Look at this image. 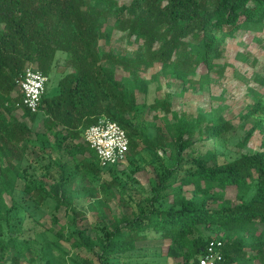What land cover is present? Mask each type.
<instances>
[{"label": "trees", "instance_id": "trees-1", "mask_svg": "<svg viewBox=\"0 0 264 264\" xmlns=\"http://www.w3.org/2000/svg\"><path fill=\"white\" fill-rule=\"evenodd\" d=\"M263 30L264 0H0V189L6 193L0 199V262L22 264L31 252L14 224L19 208L14 193L19 189L38 207L54 202V218L65 208V229L74 228L73 245L90 251L77 264H112L115 256L134 252L138 243L151 238L166 241L181 264H198L212 239L201 226L232 232L220 237L226 264H264V240L241 229L243 224L264 227V149L227 163L213 153L191 164L184 160L196 143L246 129L249 123L253 126L240 147L256 132L264 134V94L249 88L254 103L240 114L239 126L222 114L175 111L170 93L161 106L145 101L149 86L160 78L182 83V92H208L227 41ZM117 32L129 46H140L116 53L112 43ZM239 60L255 69L254 81L264 87V66L258 68V59L242 53ZM31 66L49 80L59 77L58 93H46L38 113L21 106L16 83ZM199 67L206 72L195 79ZM228 67L225 63L220 71ZM152 70L157 71L148 78ZM20 109L26 119L16 115ZM147 110H160L155 119L162 126L153 138L145 131ZM102 117L126 132L130 152L125 163L141 149L168 157L167 166L156 172L152 192L143 198L118 181L120 166L101 169L85 142V131ZM103 173L110 179L101 194L116 189L122 210L130 212L103 228L96 245L78 228L85 215L63 188L78 175L94 182ZM229 187L238 190L235 199L215 196L216 190ZM167 202L171 205L165 206ZM49 249L48 244L42 251Z\"/></svg>", "mask_w": 264, "mask_h": 264}, {"label": "rangeland", "instance_id": "rangeland-1", "mask_svg": "<svg viewBox=\"0 0 264 264\" xmlns=\"http://www.w3.org/2000/svg\"><path fill=\"white\" fill-rule=\"evenodd\" d=\"M116 1L119 4H128L132 0ZM94 3L99 4L98 1ZM138 46L140 44L135 42L129 46L119 32L115 34L112 43V47L118 54H121L125 49L132 52ZM242 53H251L257 58L259 61L258 68L264 66V30L260 33L250 32L227 41L222 58L215 61L208 92L197 94L190 91L182 92V83L177 82L172 77L160 78L156 83L149 86L145 101L149 105L157 102L161 106L165 95L170 93L173 95V110L175 111L189 114L207 111L211 116L222 114L235 126H239L242 122L240 114L248 110L254 103L253 97L248 94L249 88H254L264 94V87L254 81L255 69L239 60V55ZM225 63L229 67L225 72H222L220 69ZM156 71L152 70L147 74V77L150 78ZM205 72V67H199L192 76L199 79ZM124 75L121 74L119 77H124ZM58 80L59 77H56L47 83L46 93L48 96L58 93ZM138 97L143 102V95H138ZM156 114L160 116V110L155 112L147 110L146 112L145 131L151 138L155 136L157 128L162 126V122L155 119ZM16 115L25 118L21 109L17 111ZM252 126L253 124L249 123L246 129L238 127L216 140L196 143L184 154L185 164H191L209 153L216 154L220 163H227L242 154L263 150L264 134L261 132H256L244 147L239 146V143L246 136V131ZM167 164L168 157L163 152L158 155L147 149H141L131 162L124 163L119 167L120 174H118L117 179L121 184L137 193V198H143L147 191L152 192L151 186L156 180V172L163 170ZM52 173L56 179L59 178L58 170ZM107 179H110V175L105 173L94 182L78 175L72 179L73 182L69 186L63 188V194L69 197L77 210L82 211L85 215L79 219L78 228L85 230L93 238L96 245L102 237L103 228L114 222L119 214L130 212L127 209L122 210L119 205L121 198L116 189L105 195L101 194L99 189ZM47 183L50 184V182ZM237 192L235 187H229L224 190H216L214 194L221 198L235 199ZM4 195H6L5 191L0 189V199ZM14 197L19 205L18 212H16L18 218L15 217L14 224L16 228H20L22 239L28 244L27 247L31 248V252L23 257L22 264H48L50 260L54 264H77L89 254V250L73 245L74 239L71 234L74 228L65 229L68 218L64 207L60 210L58 217L54 218L52 214L54 202L38 207L31 198L19 189H16ZM165 204V206H170L171 202ZM214 204L211 202L210 206ZM143 205L148 207L147 203ZM19 221H22V224ZM200 228L205 237L215 238L222 237L223 234L232 235L231 231L217 233L206 229L204 226ZM263 228L260 225L248 226L243 224L241 226L242 230L248 229L256 233L260 240H264ZM48 244L50 245L49 252H43V247ZM96 248L98 250V247ZM0 264L4 263L0 262ZM112 264H181V261L173 257L172 247L166 241L151 238L138 243L136 251L115 256Z\"/></svg>", "mask_w": 264, "mask_h": 264}, {"label": "built area", "instance_id": "built-area-1", "mask_svg": "<svg viewBox=\"0 0 264 264\" xmlns=\"http://www.w3.org/2000/svg\"><path fill=\"white\" fill-rule=\"evenodd\" d=\"M48 81L37 67L27 68L16 80L22 96L21 106L38 113L46 96ZM84 140L94 150L101 169L121 166L127 161L130 140L118 123L106 117L100 118L85 131ZM224 244L222 238H212L205 246L198 264H226Z\"/></svg>", "mask_w": 264, "mask_h": 264}]
</instances>
